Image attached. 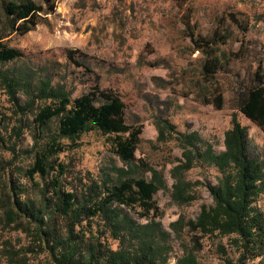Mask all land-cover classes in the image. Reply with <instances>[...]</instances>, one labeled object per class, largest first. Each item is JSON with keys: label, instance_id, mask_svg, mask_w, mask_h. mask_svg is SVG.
<instances>
[{"label": "trees", "instance_id": "16d2710c", "mask_svg": "<svg viewBox=\"0 0 264 264\" xmlns=\"http://www.w3.org/2000/svg\"><path fill=\"white\" fill-rule=\"evenodd\" d=\"M55 8V0H0V87L17 116L13 132L21 136L27 127L25 117L31 113H35L34 119L40 126L59 118L58 135L44 142L43 152H36L33 164L25 170L30 179L55 174L38 195H31L13 177L14 160L0 154V223L3 228L22 231L28 239L20 247L9 240L4 242L2 251L8 263L43 264L46 260L48 264H167L173 249L172 232L178 236L185 228L201 237H230L238 256L229 257L221 246L225 264H251L263 256L264 211L257 200L264 193V161L252 153L248 126L240 122L236 112L225 132V148L220 152L198 131L182 132L168 119L157 121L159 140L174 139L182 149V158L171 169L172 197L176 203L196 200V187L204 184L187 178L190 169L207 164L220 173L216 183L206 184L213 202L203 204L194 219L180 216L170 224V230L155 217L139 222L127 210L140 206L142 216L151 210L158 212L153 196L166 189L167 184L163 173L154 167H146L151 172L150 179L132 176L129 169L115 166V177L98 179L75 174V183L63 182L69 169L59 160L65 147L58 139L75 140L93 130L113 134L116 155L130 165L136 159L142 127L126 123L125 103L118 94L96 84L89 93L71 99L70 91L60 83L54 84L53 76L36 77L31 67L14 63L23 53L10 46L8 38L33 30L44 22L42 13H52ZM189 37L193 51L203 58L193 86L203 103L221 109L225 94L218 75L228 72L232 61L248 59L245 44L233 49L230 35L220 30L206 35L190 31ZM224 46L228 49H222ZM67 55L75 60L73 50H68ZM231 91L233 108L264 130V59L257 61L249 81L237 76ZM99 98L101 102L97 103ZM2 128L0 124V146L15 150V142L6 145ZM108 238L117 242L116 248ZM200 248L197 239L193 246L182 242L183 253L176 264H201L197 256ZM31 256L38 261L32 262ZM259 264H264V259Z\"/></svg>", "mask_w": 264, "mask_h": 264}, {"label": "rangeland", "instance_id": "374dc122", "mask_svg": "<svg viewBox=\"0 0 264 264\" xmlns=\"http://www.w3.org/2000/svg\"><path fill=\"white\" fill-rule=\"evenodd\" d=\"M55 3L54 12L42 13L44 22L25 34L8 38V44L23 53L14 63L31 67L36 77L53 76L54 84L64 85L71 99L89 93L96 84L102 90L118 94L125 103L126 123L142 127L136 159L130 165L116 155L113 134L93 130L75 140L58 139L65 147L59 160L69 169L64 183H75V174H89L98 179L115 177V166L129 169L132 176L150 179L151 172L146 167H154L163 173L167 184L166 189L153 196L158 212L151 210L142 216L140 206L127 210L139 222L155 217L170 230V224L180 216L194 219L203 204L213 202L206 184L216 183L220 173L207 164L190 169L187 178L204 184L196 187V200L176 203L172 197L171 169L182 158V149L174 139L159 140L160 118L168 119L179 131H198L220 152L225 148V132L236 112L240 122L248 126L252 153L264 161V130L235 110L231 102V88L237 76L249 81L257 61L264 59V0H55ZM214 30L229 34L233 49L244 43L248 54L247 60L232 61L229 71L218 75L225 94L221 109L203 103L193 86V77L198 74L203 58L193 51L189 33L206 35ZM68 50L74 51L75 60L68 58ZM34 114L25 117L27 127L17 137L13 132L17 116L0 87V124L6 145L16 143L15 150L0 146V154L14 160L13 177L36 196L55 174L30 179L25 170L33 164L35 153L43 152L44 142L58 135L59 118L40 126ZM257 204L264 211V193ZM196 239L201 243L197 251L201 264H225L221 246L229 257L238 256L230 237L219 234L201 237L185 228L178 236L172 232L173 249L167 264H176L183 253L182 242L193 246ZM6 240L16 247L28 242L22 231L3 228L0 223V264H9L2 251ZM107 240L117 247L115 240ZM31 257L32 262L38 261ZM261 259L264 254L251 264H259ZM43 264L48 261L43 260Z\"/></svg>", "mask_w": 264, "mask_h": 264}]
</instances>
